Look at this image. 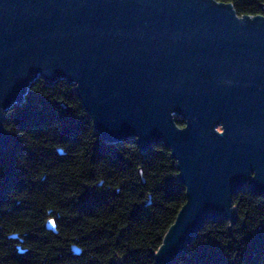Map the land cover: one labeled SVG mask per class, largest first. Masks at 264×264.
Returning a JSON list of instances; mask_svg holds the SVG:
<instances>
[{"label": "water", "instance_id": "1", "mask_svg": "<svg viewBox=\"0 0 264 264\" xmlns=\"http://www.w3.org/2000/svg\"><path fill=\"white\" fill-rule=\"evenodd\" d=\"M39 78L73 85L105 142L170 150L186 202L157 264L208 221L234 222L242 188L264 197L263 14L221 0H0V149L6 112Z\"/></svg>", "mask_w": 264, "mask_h": 264}, {"label": "trees", "instance_id": "2", "mask_svg": "<svg viewBox=\"0 0 264 264\" xmlns=\"http://www.w3.org/2000/svg\"><path fill=\"white\" fill-rule=\"evenodd\" d=\"M221 1L239 15H264V0ZM5 126L0 264H157L186 202L166 146L105 142L65 80L37 79L6 112ZM234 204L237 219L208 221L175 264H264V197L242 188ZM50 219L57 232L46 227Z\"/></svg>", "mask_w": 264, "mask_h": 264}]
</instances>
